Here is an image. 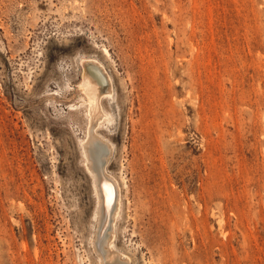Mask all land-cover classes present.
<instances>
[{"label":"rangeland","instance_id":"1","mask_svg":"<svg viewBox=\"0 0 264 264\" xmlns=\"http://www.w3.org/2000/svg\"><path fill=\"white\" fill-rule=\"evenodd\" d=\"M91 58L113 78L93 151L113 145L116 248L264 264V0H0V264H99Z\"/></svg>","mask_w":264,"mask_h":264},{"label":"bare ground","instance_id":"2","mask_svg":"<svg viewBox=\"0 0 264 264\" xmlns=\"http://www.w3.org/2000/svg\"><path fill=\"white\" fill-rule=\"evenodd\" d=\"M83 63L84 70L82 82L80 84L82 85L87 97V116L88 123L90 125L89 131L87 130L89 136L86 141L84 140V148L86 151L84 154L86 153L87 156L86 164L88 168L94 171L97 175V190L100 198L99 201H101L98 211V239L95 240L96 248L101 256V259H99L100 261L98 262L99 264H116L117 260L126 259L124 260V264H133L132 257L122 251H119L115 244V237L117 236L116 220L119 218L118 215L121 212L120 210L122 206V185L107 171L105 172L106 174L103 172L107 177L103 178L100 175L103 169H105L104 160H108L109 154L112 153L109 152L111 149L113 150V145H107L110 151L105 154H96V150L93 151L96 144L101 143L104 140L103 136L97 131V128L101 125V121L108 116V113L106 112L103 105V99H105V97L108 96L107 94H109L112 90L113 78L106 70L104 64L100 61L91 58L85 59ZM103 156L104 159L102 158Z\"/></svg>","mask_w":264,"mask_h":264},{"label":"water","instance_id":"3","mask_svg":"<svg viewBox=\"0 0 264 264\" xmlns=\"http://www.w3.org/2000/svg\"><path fill=\"white\" fill-rule=\"evenodd\" d=\"M106 182H108V181H106ZM109 184V183H108ZM112 194H113V192H112Z\"/></svg>","mask_w":264,"mask_h":264}]
</instances>
